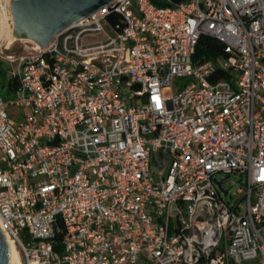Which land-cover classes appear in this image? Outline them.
I'll return each mask as SVG.
<instances>
[{"label":"built area","instance_id":"built-area-1","mask_svg":"<svg viewBox=\"0 0 264 264\" xmlns=\"http://www.w3.org/2000/svg\"><path fill=\"white\" fill-rule=\"evenodd\" d=\"M202 36L225 57L194 61ZM3 62L21 264H264V0H112Z\"/></svg>","mask_w":264,"mask_h":264},{"label":"water","instance_id":"water-1","mask_svg":"<svg viewBox=\"0 0 264 264\" xmlns=\"http://www.w3.org/2000/svg\"><path fill=\"white\" fill-rule=\"evenodd\" d=\"M112 0H13L14 33L43 48L57 33L110 4ZM0 264H11L10 246L0 227Z\"/></svg>","mask_w":264,"mask_h":264},{"label":"rangeland","instance_id":"rangeland-1","mask_svg":"<svg viewBox=\"0 0 264 264\" xmlns=\"http://www.w3.org/2000/svg\"><path fill=\"white\" fill-rule=\"evenodd\" d=\"M13 0H0V16L5 15L7 17V23L9 26V35L8 36H3L2 40L0 42V51H2L4 54L5 53H10L12 51H18L20 50L21 52L27 51L31 49L33 46H35L33 40L25 38V37H20L14 33V27H13V21H12V15H11V10H10V4ZM6 48V49H5ZM9 64L3 62L2 63V72L3 75H0V81L1 79L8 80L10 76V70H9ZM176 88H174L175 91ZM4 98H6L3 94H1ZM12 96H9V99H11ZM10 116L16 120L19 121L21 120V116H19V112L17 111H12L10 112ZM167 173V170L164 171H156L155 174L152 171L151 172V179L154 181H159L161 177L165 176ZM224 176L222 174L218 175V179L223 178ZM238 180V177L235 175H231L228 177V181L224 184L226 188H228L229 193L233 192L237 187L238 183L236 182ZM221 248H222V243H221Z\"/></svg>","mask_w":264,"mask_h":264},{"label":"trees","instance_id":"trees-1","mask_svg":"<svg viewBox=\"0 0 264 264\" xmlns=\"http://www.w3.org/2000/svg\"><path fill=\"white\" fill-rule=\"evenodd\" d=\"M109 21L111 23H114L117 21V19L114 16H112L111 18H109ZM220 56L225 57L221 44L217 40L211 37L202 36L199 39V42L195 48L193 60L195 61L197 59L198 60L214 59ZM0 75L1 76L3 75L1 68H0ZM0 89H1V93L5 97H8L15 89V82L11 78L8 80H5L3 78L0 81Z\"/></svg>","mask_w":264,"mask_h":264},{"label":"bare ground","instance_id":"bare-ground-1","mask_svg":"<svg viewBox=\"0 0 264 264\" xmlns=\"http://www.w3.org/2000/svg\"><path fill=\"white\" fill-rule=\"evenodd\" d=\"M7 21V17L5 15L0 16V42L2 40L3 36H8L9 35V26ZM6 235V234H5ZM6 238L8 240L9 246H10V253H11V264H21L20 262V257L18 254V251L16 247L14 246L12 240L6 235Z\"/></svg>","mask_w":264,"mask_h":264}]
</instances>
